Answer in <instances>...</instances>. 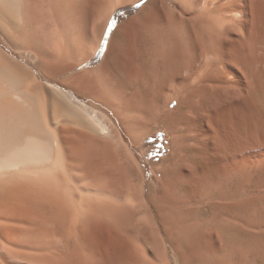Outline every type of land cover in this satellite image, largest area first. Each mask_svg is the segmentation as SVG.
<instances>
[{
	"label": "bare ground",
	"instance_id": "1",
	"mask_svg": "<svg viewBox=\"0 0 264 264\" xmlns=\"http://www.w3.org/2000/svg\"><path fill=\"white\" fill-rule=\"evenodd\" d=\"M136 1L0 0V43L35 58L0 46V254L149 264L133 249L146 255L162 234L188 264L185 204L197 196L241 224L247 254L231 264H264V0H148L88 68L114 13ZM151 125L173 134L153 164L155 222L125 139L140 143Z\"/></svg>",
	"mask_w": 264,
	"mask_h": 264
},
{
	"label": "rangeland",
	"instance_id": "2",
	"mask_svg": "<svg viewBox=\"0 0 264 264\" xmlns=\"http://www.w3.org/2000/svg\"><path fill=\"white\" fill-rule=\"evenodd\" d=\"M147 1L148 0H137L135 3H133L129 6H124V7L118 8V13L116 15V25L111 30V32H110V34L106 40V43H105V46L103 49V53H102V57L101 58L95 57V60L93 61V63L88 64V68L101 66L102 65L101 63L103 62V59L105 57V53L108 51V49H110L111 45H112V48H114L113 50H115L117 48V44L119 45L118 41H120L121 35L122 36L124 35V30L120 31L119 32L120 34L115 33L117 27L119 25H123L130 18H133L136 14H138V12H140V10L147 3ZM109 23L106 26V28L104 29L102 39H101V43L105 37ZM101 43H100V46H101ZM113 45H115V46H113ZM0 46H2L6 51H8L14 57L16 56L15 58H19L21 60L24 59L25 61L29 62L30 65L33 64V62L35 60L34 55H30V56L28 55L27 56V54H26L24 56L21 53L14 50L12 47L4 46L1 43H0ZM141 61H142V58L138 61V65H137L138 72H139L138 77H140L141 81H143V83L145 84L146 79H144V76H143L144 73L143 72L147 68V65H146L147 62L144 63V60H143L142 61L144 63V65H143V63H141ZM157 61H158V59H156V62ZM158 63H159V61H158ZM154 73H156V75L158 77H162L161 76L162 72H160V71L157 72L156 70H154ZM146 84L149 85V83H146ZM145 87H146V85H145ZM145 89L146 88L143 89L144 91L142 94H145L146 90L148 92V88L146 90ZM87 101L91 104H96L98 107H100L104 110H107L103 105L96 103L92 99H87ZM117 123H118V121H117ZM172 136H173V134L170 132V130L168 128L161 127L159 125L158 126L151 125L148 133H146L144 135L143 139L138 144H135L132 141L131 137L128 136L127 134H125V139H126L128 145L130 147V150L133 154V157L136 160V162L141 165L142 170H143V178H142L143 199L147 204L149 216L152 220H154V222L157 221V218H156L157 214H156V211L154 210V207L151 203L150 192H153V193L158 192V190L160 189L159 185H160V182L162 179V174H161V172L158 173L154 169L153 164L156 162L158 163V161L162 162V160L164 158H166L167 156L170 155V153L172 151V149H171ZM207 189L208 188L206 187L205 191ZM223 190H225V188ZM214 196L217 198L218 201L220 200L219 202H221V200L223 201V199L219 198L220 196L217 194V192ZM195 200H196V202H195ZM207 203H208V201L205 198L196 196L193 200L191 199L190 202H187L185 204L186 207H189V208L185 207L186 211L188 212L186 215V216H188V218L186 217L187 221H188L187 227H189V226H191V227L188 228L189 235H188V240L186 241L187 243L185 245H182L181 248L183 250H185V253H186L185 255L187 256V259L189 262L188 264H194V263L195 264H199V263L200 264H210V263L211 264H231V263H233V261L237 262V260H240L241 256H243V254H247V252L245 253L246 249L245 250L243 249L244 246H241V244L243 243V238L240 235V233H239L240 236L238 235V231H237V229L240 227L241 224L232 223L231 228L227 227V224L223 218L224 212H223V210H221L220 205H217V206L214 205V206L210 207L209 204H207ZM187 204H189V205H187ZM198 211H200L201 213ZM220 214H221V216H220ZM217 215H219V216H217ZM191 216H193V217H191ZM219 217H220V220H219ZM216 219H218V222L221 221L220 223L222 225L225 223L222 226V228H224L225 230L228 229L227 231L224 230L226 232V234L222 228H219L221 224L218 226V224L216 223L217 224L216 226H218V227L214 226L215 223L213 224L212 220L214 222H217V221H215ZM198 221H200V222H198ZM204 222H206V223L204 224ZM225 225H226V227H225ZM237 225H239V226H237ZM242 225H246V224L242 223ZM201 227H202V229H201ZM218 228H219V230H217ZM232 228H234V229H232ZM220 230H222L221 232H222V235L224 234L223 236L219 235V233H221ZM210 231H212V232H210ZM205 232H207V233H205ZM209 233H213V234H211L212 236ZM242 234H243V232H242ZM219 236H221L222 240H221V238L219 239ZM144 237L145 236L143 235L142 238H140L139 240H135L134 243L137 242L140 244L141 243L145 244L147 242L146 240H148V242H150V239H151L150 236H149V239H146L147 237L146 238H144ZM159 239H160V245L159 246H156V245L154 246V241L152 239V242H151L152 244L151 245L148 244L149 247H147L148 249L146 250V255L139 254L141 252L135 251V248H134L133 251L135 253L133 252L134 255H132V256L135 257V255L137 254V257H135L136 259H139L140 262H143V261L147 262L148 261L149 264H150V262L151 263L155 262L156 264L157 263L158 264H181V255L176 250V248L173 247V245L169 242V240L167 238H165V236H162V234H159ZM212 239H214L215 242ZM221 242L223 244H221ZM215 244H217V245H215ZM242 245H244V244H242ZM212 247H217V248H212ZM213 249H215V251H217V252H215L216 255L214 254ZM220 249L222 250V252L223 251L224 252L222 253ZM237 251H238V253H237ZM136 252H139V253H136ZM218 253H220L219 256H217ZM239 253L241 256L239 255ZM1 255H2V258L4 257L5 261L1 262V260H0V264H7V263L11 264L10 261H11V259H13V257L10 256L11 254L9 255L8 253H4V254L1 253L0 258H1ZM238 255L240 256V258H238L239 257ZM10 257H12V258H10ZM142 257H143V259H142ZM228 257H230V258L227 259ZM212 258H214L213 259L214 262H213ZM29 259L25 260V259L19 258L16 260L19 261L20 263H23V264H26V263L27 264H34V263L35 264H44L43 263L44 260L40 257H32L30 260ZM233 259H235V260H233ZM16 260H14V261L16 262ZM35 260H36V262H35ZM200 260H201V262H200ZM191 261H192V263H190ZM197 261H199V263Z\"/></svg>",
	"mask_w": 264,
	"mask_h": 264
},
{
	"label": "trees",
	"instance_id": "3",
	"mask_svg": "<svg viewBox=\"0 0 264 264\" xmlns=\"http://www.w3.org/2000/svg\"><path fill=\"white\" fill-rule=\"evenodd\" d=\"M118 13V10L114 13V15L112 16L111 20H110V23H109V26L107 28V31H106V34H105V37L101 43V46L96 54V57L97 58H101L102 57V53H103V49H104V46H105V43H106V40L111 32V30L114 28V26L116 25V15Z\"/></svg>",
	"mask_w": 264,
	"mask_h": 264
}]
</instances>
